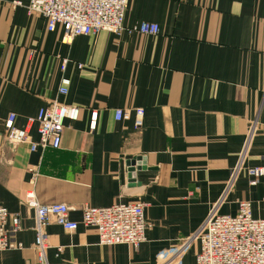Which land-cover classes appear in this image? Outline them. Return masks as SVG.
<instances>
[{"label": "crops", "instance_id": "0c3cea01", "mask_svg": "<svg viewBox=\"0 0 264 264\" xmlns=\"http://www.w3.org/2000/svg\"><path fill=\"white\" fill-rule=\"evenodd\" d=\"M28 3L0 0V204L20 218L23 246L0 252V264H37L29 189L41 205H66L79 224L47 226L48 264H195L198 242L178 256L179 248L213 210L235 215L250 201L252 216L264 218V180L249 186L244 171L234 176L248 143L244 166H264V0H128L124 26L156 24L158 35L102 31L70 44ZM53 101L80 109L64 122L58 150L6 141L10 113L22 129ZM136 108L141 129L133 113L114 120V110ZM30 134L36 141L35 126ZM136 202L151 225L137 249L100 246L81 224L85 206Z\"/></svg>", "mask_w": 264, "mask_h": 264}, {"label": "built area", "instance_id": "2783aa9c", "mask_svg": "<svg viewBox=\"0 0 264 264\" xmlns=\"http://www.w3.org/2000/svg\"><path fill=\"white\" fill-rule=\"evenodd\" d=\"M127 4L128 0H29L26 9L30 14L40 15L46 20L47 31L52 32L60 26L64 44H70L76 37L90 36L102 31L151 36L159 34L158 26L147 22L139 24L136 28L127 29L124 26ZM67 63L65 59L61 61V71H65ZM78 68H81V65H78ZM69 85L68 78H61L58 93L66 95ZM132 113L134 128L139 130L143 126L144 116L141 108L131 112L116 109L114 120L128 121ZM79 115L78 107L53 101L47 106L40 107L34 116L28 117L25 128L20 129L14 125L16 116L10 113L4 121L5 139L13 146L28 144L32 152L37 149L58 150L64 122H74ZM96 119V112H92L91 130L95 128ZM34 126L38 136L36 141L30 134ZM247 148L240 157L234 176L237 177L244 171L248 185L255 186L258 180H264V166H244ZM32 180L33 177L30 182ZM23 203L35 214L34 251L37 264H48L46 251L50 246L46 233L47 226L54 222L65 231L73 232L79 224L69 220L70 208L66 205H41L31 189L24 192ZM145 208L146 205L139 202L119 203L104 208L85 206L82 209L81 224L85 228L95 230L100 246L127 245L137 249L145 242V233L151 227L145 217ZM251 208L250 201H239L235 215H220L213 210L201 228L191 238L183 241L178 256L192 239L198 242L195 264H264V218H254ZM20 230V218L10 215L0 204V252L23 248L22 244L15 240Z\"/></svg>", "mask_w": 264, "mask_h": 264}, {"label": "water", "instance_id": "95a60500", "mask_svg": "<svg viewBox=\"0 0 264 264\" xmlns=\"http://www.w3.org/2000/svg\"><path fill=\"white\" fill-rule=\"evenodd\" d=\"M136 161H137V162H139V161H140V159H136ZM128 165H129V166H132L133 164H132V163H129ZM138 165H139V164H138ZM130 172H131V174H130L131 176H130V177H132V178H133V177H134L133 170H131Z\"/></svg>", "mask_w": 264, "mask_h": 264}]
</instances>
